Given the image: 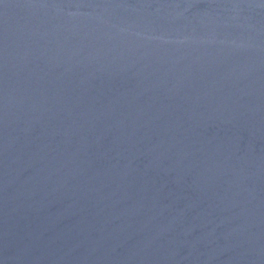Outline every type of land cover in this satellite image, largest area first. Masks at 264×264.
Segmentation results:
<instances>
[{
  "label": "water",
  "instance_id": "1",
  "mask_svg": "<svg viewBox=\"0 0 264 264\" xmlns=\"http://www.w3.org/2000/svg\"><path fill=\"white\" fill-rule=\"evenodd\" d=\"M0 264H264V0H0Z\"/></svg>",
  "mask_w": 264,
  "mask_h": 264
}]
</instances>
